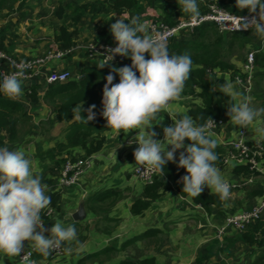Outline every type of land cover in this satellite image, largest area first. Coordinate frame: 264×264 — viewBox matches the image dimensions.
<instances>
[{"label":"crops","instance_id":"crops-1","mask_svg":"<svg viewBox=\"0 0 264 264\" xmlns=\"http://www.w3.org/2000/svg\"><path fill=\"white\" fill-rule=\"evenodd\" d=\"M20 0H0V31L3 37L4 52L17 60H27L34 57H40L45 55L49 51L64 49L61 44L55 41L59 29L61 27H67L68 31L76 30V35L73 37L72 44L66 48H70V53L61 60H54L47 63L40 68V76L33 80H22V93L21 95L13 99L19 103L22 110L19 114L14 116L19 120L18 130L20 131L21 125L24 119L32 123L30 131L26 135H20L15 143L7 142L5 147L9 149H19L24 152L32 162L33 174L39 175L41 183L44 186L45 194L54 191L53 184H47L52 174L57 171V164L51 159L45 156L39 157L41 153L45 151L54 152L55 145L57 143H64V135L66 128L76 121L77 119L71 118L65 122H54L52 125L50 121L54 119V113L52 108L43 100V96L47 90L48 84L44 77L51 71H68L72 75H77L84 67L99 65L100 62L96 57H90L87 54V46L91 43H107L115 44L114 38L111 35L109 25L114 23L117 19L121 18L127 22L133 16L137 17L138 23L143 24V32L141 35H148V21L160 20L165 18V12H171V20L176 22L178 17L182 14H186L180 10V6L177 0H171L168 3L167 0H151L150 4H144L146 9L149 8L147 14L150 17L148 20L142 21L141 13L136 14L131 10H121L120 12H112L107 16H99L94 21H91V14H86L77 25L71 26V12L65 10L61 18L57 16V10L59 9V0H29L21 8L18 6ZM81 0H63L64 4L70 5L72 8L80 5ZM83 1V0H82ZM78 2V3H77ZM199 5V12L204 10L202 0H197ZM225 7H222L226 11L233 14H248L247 10H238L235 6V0H220ZM234 11H233V10ZM156 18H153L155 17ZM158 16V17H157ZM168 25V24H167ZM206 35L199 39L202 43H212L220 41L219 54L221 61L226 65L235 68L236 72H232L225 68L209 69L214 76L218 79H223L226 83L232 85V89L238 95L233 99V103L244 99L242 91L233 84L232 75L240 72L243 60L246 52L254 51L255 53V71H254V95L252 97L251 108L256 110H264V41L252 34V30L247 34H235L219 33L216 28H209ZM213 31V32H212ZM215 32V33H214ZM246 40L243 41V37ZM178 39V36H175ZM146 58H147V54ZM0 67L5 70H10V66L5 62H0ZM201 65H191V69L199 68ZM36 88V100L33 101L29 97L32 88ZM187 88L183 87V90ZM102 90V89H99ZM194 91H198L194 87ZM100 92V91H99ZM102 91L100 95L102 96ZM3 97V96H0ZM200 103L198 98L181 92L179 97L170 100L167 106H163L160 112L157 114L158 122L153 120L148 126H151V131H154L157 135L163 134V127L171 125L177 118L184 115H188L189 103ZM264 111H258L256 118L247 124V130L250 138H254L255 135L261 134V130H264ZM59 127L61 129L59 130ZM149 129H146V131ZM139 129L133 130H121L118 133L116 130L104 129L98 133V136L104 138V144L101 151L93 155L92 163L89 168L91 171L90 176L86 181L79 184V192L63 191L61 192L60 211L56 214L57 217L51 218L50 224L60 221L67 226L69 223H74L76 227V237L74 240L69 241V248L71 252H65L55 260L59 264H95L97 258L102 255H107L108 252L99 253L97 255H91L98 253L105 247H107L106 239H113L119 241L121 238L129 241L130 248L135 251L129 255H124V259L130 258V261L154 259V264H195V258L207 251L209 243L216 238L214 228L215 226L210 223H215L216 219H223L224 214L234 210V205L240 208L242 202H244L250 196L257 195L263 190L261 186L256 188L248 187L240 191L236 190V196H241L233 200L232 208L224 210L223 204L220 208L211 205L207 210H204L199 204L193 202L190 196H181L176 191L170 190L161 194L160 198L150 200L149 207L141 215L134 216L130 213V206L136 199H142L143 189L145 184L139 183L134 179L127 170V166L135 161L133 151L138 145L133 141V138L137 135ZM46 135V136H45ZM221 135L225 137L224 141L228 137V133L217 130L216 134H211V139L216 141L217 145H220L223 140ZM28 141V142H27ZM27 142L25 146L23 143ZM185 142H188L185 139ZM74 154L82 155L83 151L80 149H74ZM64 156V155H63ZM62 156V157H63ZM56 158H59L57 156ZM175 161V160H174ZM224 180H230L242 175L240 165H236L234 162L228 164L225 167H217ZM237 169V170H236ZM132 186L133 189L139 190L140 194L134 198H128L123 192V196L120 197L112 206L109 203L106 206L107 213H93L86 209L84 200L87 196L93 195L97 192L113 189L116 192L128 188L125 186ZM239 192V194H238ZM202 193L210 194L215 193L204 187ZM233 197V196H232ZM167 203V204H166ZM67 204H70L67 206ZM84 208L85 216L80 221H74L72 219L73 213H75L79 207ZM104 217L118 219L119 221L114 225L104 220ZM264 220V214L262 216ZM194 223L197 227L195 231L200 228V234L202 236L201 241L194 245L192 248L184 250L182 253L174 254L167 249L166 258H161L152 251L153 241L155 238L163 237V241H168V245L176 246L175 240L167 238L171 234L176 233L180 228L189 236H195L193 230L186 229V226L190 223ZM218 224V223H217ZM173 227H179L173 230ZM213 228V229H210ZM105 229L111 230L109 234L104 232ZM228 235L234 234L232 230H228ZM44 235L47 237L49 233L46 231ZM80 236V237H79ZM113 237V238H112ZM200 237V235H199ZM81 238V239H80ZM78 243H75V242ZM208 242V243H207ZM219 245L221 240L218 239ZM27 244V242H26ZM200 247L197 251V248ZM177 247L172 250L176 251ZM139 250V252H138ZM167 250V251H166ZM248 252L247 245L243 243L236 244L231 250L230 255H216L212 258L202 262L201 264H218L223 260L225 264H243L248 263L251 259H255L259 254V250L253 252V258L245 257L244 254ZM198 253V254H197ZM38 254L37 259H46L41 254ZM36 254V256H37ZM120 254V253H118ZM195 254H197L195 256ZM121 255V254H120ZM49 258V257H48ZM114 258V257H113ZM158 258V259H157ZM160 258V259H159ZM183 258V259H181ZM0 259L4 261V264H17V257L0 256ZM181 259V260H180ZM105 261V260H104ZM102 263V261H101Z\"/></svg>","mask_w":264,"mask_h":264},{"label":"clouds","instance_id":"clouds-1","mask_svg":"<svg viewBox=\"0 0 264 264\" xmlns=\"http://www.w3.org/2000/svg\"><path fill=\"white\" fill-rule=\"evenodd\" d=\"M177 3L190 18L200 15L197 0H177ZM235 6L249 13V16L237 18V29H251L253 35L264 41V0H235ZM109 28L116 46L106 49L103 56L107 62H101L99 67L109 64L117 55L130 58L131 64L112 67L104 77L101 116L106 128L118 133L139 129L131 141L138 145L133 151L138 171L146 165L151 171L163 174L165 164L175 159L177 168H183L186 173L178 181L182 184V193L197 197L207 187L221 200L226 199L230 195V186L213 163L217 161L218 154L214 151L216 141L207 131L213 124L210 118L207 123L199 125L189 115L177 118L171 125L163 127L162 140L155 139L156 133L148 126L153 120L158 122L157 114L161 108L181 94L189 78L191 57L186 53L169 54L158 32L141 35L143 24L138 23L135 16L126 23L119 18ZM15 68L8 74L0 72V96L8 99H16L22 93L23 62ZM113 73L119 77L117 83H113ZM219 87L227 97L238 95L230 83ZM93 108L95 105L89 106L87 118L82 120L81 104L76 105L72 110L73 118L83 123L91 121L95 118ZM258 111L264 110L249 107L246 99L227 106L230 120L241 128L252 122ZM261 133L264 135V130ZM185 139L191 143L185 145ZM166 146L170 148L166 150ZM179 149L183 151L174 157ZM49 204L50 197L45 194L40 176L32 172L31 160L19 149L0 145V256H19L20 264H36L30 258L31 253L24 252V242L34 252L48 257L63 243L75 239L74 223L64 226L57 221L45 229L40 212ZM46 230L49 232L47 237L44 235ZM64 250L72 251L68 247ZM22 251L24 254L20 256ZM0 264H4L2 259Z\"/></svg>","mask_w":264,"mask_h":264},{"label":"trees","instance_id":"trees-1","mask_svg":"<svg viewBox=\"0 0 264 264\" xmlns=\"http://www.w3.org/2000/svg\"><path fill=\"white\" fill-rule=\"evenodd\" d=\"M25 1L26 0H21L19 6L22 7ZM145 1H148V4L151 3V0H89V2L87 1L86 3L75 6L74 8L61 1L56 14L59 18H61L64 11L70 9L71 26H75L86 14H91V21H94L99 16H107L112 12H120L121 10H131L132 12L139 14L145 8ZM219 5L220 7H225L222 3H220V0ZM165 13V18L162 22L168 24L169 26L174 25L180 18H182L181 16L183 15H180L176 22H174L171 20L172 13ZM213 27L215 28L212 23H205L196 27L192 33L182 30L176 35V37L178 36V39H175L174 37L166 44V46L169 54L186 53L191 57L193 65H201L199 68L190 69L189 78L184 84V87L187 89L182 91L185 94L198 98L200 101V103L192 102L188 104V115L193 117L194 122L198 125L204 124L209 118L221 119L226 122L225 129L228 136H230L231 132L234 130V126H232V121L227 115V106L230 103H233V99L231 96L227 97L222 94V90L219 87L220 85L225 84L226 81L216 78L212 71H209L208 68H225L232 72H236V70L234 67L226 65L221 61L219 54L220 41L212 43L199 42V39L206 35L207 30H210L209 28ZM248 32H246V34ZM1 34L2 31H0V50L4 52L3 37ZM75 35L76 30L69 32L67 27H61L55 37V41L61 44V47L66 48L72 44V40ZM245 40L246 37L244 36L243 41ZM256 62L257 61H255V63ZM130 64V58L125 57L122 63L114 66L105 65L104 67H99L100 64L88 66L79 71L78 74L83 75V78L80 80L69 78L64 82L48 84L43 100L51 106L52 112L55 116L54 119L50 121L51 125L56 121L62 123L69 120L73 114V108L80 104V116L82 120H86L88 108L91 105H95V108L92 109L95 113V118L91 121H87L86 123L79 120L71 123L65 130L64 143H57L55 145L54 152L45 151L44 153H41L39 157L45 156L46 158L54 161L55 164H57V170L61 166L65 157L76 156L87 158L92 157L101 151L104 144V138L94 133H98L107 128L106 122L101 116L102 96L99 92V86L105 83L104 77L107 76L112 67L118 68ZM69 73L71 74V72ZM238 74L239 73L237 72L236 75ZM113 75L114 80L119 79L115 73H113ZM233 77L234 75L231 77L232 82ZM194 87L198 89L197 92L194 91ZM35 90L36 88L33 87L29 96L33 101L36 100ZM242 93L244 94V92ZM21 110V105L13 99H8L4 96L0 97V145L5 146L7 142L15 143L18 139H20V131L17 128L19 120L15 119L14 116L19 114ZM23 122H28V120L24 119ZM74 149H80L83 151V154H74ZM214 151L218 154V159L213 163L216 166H221V155L223 154L224 149L220 145L216 144ZM57 156H59V158H56ZM240 167L242 168L239 172H241L242 175H238L236 178L243 179L249 177L250 171L248 170V167L246 165H240ZM56 172L54 175L52 174V177L48 181H46L47 184H53L52 181L54 182V191L48 193V196L50 197L49 207L54 214H57L60 211V202L62 200L61 192L56 186ZM185 174L186 173L183 168H177L175 161L166 163L163 169V174L159 173V176L155 177L152 183L147 184L144 187V199H136L132 202L129 208L130 213L134 216L143 214V212L149 207L150 200L158 199L162 193L164 194L170 190L176 191L183 197L187 196V194L182 193V184L178 183L180 177ZM233 180L230 182H233ZM259 194L261 193H258L257 195ZM118 199L119 192H116L113 189H106L87 196L84 200V205L87 210L93 213H107V208L103 206L107 203L112 206L116 201H118ZM192 200L194 203L199 204L207 211L211 205L220 208L224 203V200H221L216 193L206 194L201 192L197 197H192ZM42 219L45 229L50 228L51 217H43ZM104 220L114 223V225H116L119 221L118 219L109 217H104ZM229 230H232L234 234L228 235L226 232L220 239V245L218 239L211 241L207 247V251L195 258V264H201L202 262L219 254L225 256L230 255L233 247L239 243H243L248 247V252L244 254L245 257L253 258V252L255 250L260 251V254L255 259H251L248 263L243 264H264V220H262V218L249 225L244 232H238L233 228H229ZM46 232L49 233L47 230ZM104 232L109 234L111 230L105 229ZM125 244L126 243H124L123 246H126ZM112 247L113 246H107L98 253L91 255L94 256L101 252H109L113 250ZM36 254L37 253L35 252V257L38 258V254L37 256ZM120 264H154V261L151 259H144L137 263L124 261ZM218 264H225V262L221 260Z\"/></svg>","mask_w":264,"mask_h":264},{"label":"built area","instance_id":"built-area-1","mask_svg":"<svg viewBox=\"0 0 264 264\" xmlns=\"http://www.w3.org/2000/svg\"><path fill=\"white\" fill-rule=\"evenodd\" d=\"M204 5V10L200 12L198 17L190 18L189 14L180 18L174 25L169 26L160 20H151L148 24V35L152 33H160L162 38L167 44L171 39H173L180 31H185L192 33L193 30L205 23H212L219 33H246L249 30L237 29L239 25V16H249L248 14H233L225 9L221 8L219 5V0H202ZM228 13L230 15H228ZM251 15H255L252 13ZM116 45H107L103 43H91L87 46V54L90 57L98 58L99 62H107L104 60L103 54L106 49L115 47ZM257 51H249L245 57L244 63L241 67L240 74L235 75L233 78V84L237 86L245 94V99L248 102L251 96L252 88V73L254 69L255 53ZM70 53V48H64L61 50L49 51L45 55L40 57H34L27 60H17L0 50V62H5L10 66V70H5L0 67V72L8 74L15 71V66L23 62L24 64V76L23 80L31 81L36 77L40 76V68L50 63L54 60H61ZM125 57L115 56L109 64L106 66H114L123 62ZM70 78V73L67 71H51L45 77L47 84L64 82ZM77 80L83 78L82 74H78L75 77ZM213 124L209 125L207 131L211 134L218 128L226 126V122L221 119H211ZM208 120L205 122L207 123ZM204 123V124H205ZM234 130L231 132L228 140L225 142L227 147H224V152L221 155L222 166L226 164L235 163L236 165H246L250 171V176L245 179L246 181H251V176L254 173H261L263 156H264V146L259 141H253L250 138L247 130V126L241 128L232 122ZM92 163L91 157H65L59 169L56 172V186L59 190L70 188L76 185L79 181L80 176L84 171L90 168ZM134 162L132 168V177L139 182L147 185L152 183L153 179L158 175L157 172H153L147 168V166H141V171H138V165ZM230 186V192L242 186V184L237 182L226 181ZM243 183V182H241ZM231 195V194H230ZM264 209V201H262L258 206L250 207L249 209H241L238 212L227 216L221 227L216 229L217 239H221L224 236V231L226 227L235 229L238 232H244L246 228L261 218V213ZM52 213L50 207L46 206L41 209V219L43 217H48ZM43 221V219H42ZM64 246L62 244L61 248L54 250L46 259H37L35 257V252L30 246H25L24 252L31 253L30 258L36 261V264H59L55 260L64 253ZM23 251L19 254L22 256ZM17 264H20L19 256L17 257Z\"/></svg>","mask_w":264,"mask_h":264},{"label":"rangeland","instance_id":"rangeland-1","mask_svg":"<svg viewBox=\"0 0 264 264\" xmlns=\"http://www.w3.org/2000/svg\"><path fill=\"white\" fill-rule=\"evenodd\" d=\"M21 1V0H20ZM20 1H19V3H20ZM29 0H26L25 1V3L24 4H26L27 2H28ZM44 2H47V1H45V0H43ZM56 1H58V0H56ZM61 1H63V0H59V3L61 2ZM89 2V0H81V1H78V2H82V3H80V5L81 4H84V3H86V2ZM159 1V0H158ZM77 2V3H78ZM167 2L168 3H171V0H167ZM19 3H18V6H19ZM145 4H147L148 3V1H145L144 2ZM159 3L160 4H162V2L161 1H159ZM77 5H79V4H77ZM162 6H163V4H162ZM20 7V6H19ZM21 8V7H20ZM70 10V9H69ZM149 10V8L148 9H146V8H144L143 9V11L141 12V17H142V21H144V20H148L150 17H152V16H149L148 14H147V11ZM149 13H151V10H149ZM184 16V14L181 16V17H183ZM158 17V16H157ZM153 18H156V16L155 17H153ZM152 20V19H151ZM147 23H149V21L147 22ZM231 35H235V33H230ZM99 43V42H98ZM103 44H107V43H103ZM107 45H116V43L115 44H107ZM249 52V51H248ZM248 52H246V55H247V53ZM246 55H245V57H246ZM244 60H245V58H244ZM244 60H243V63H244ZM53 62V61H52ZM243 63H242V65H243ZM254 71H255V62H254V69H253V73H252V88H251V96L250 97H248V99H250L247 103H248V105H249V107H251V105H252V97H253V95H254V86H253V79H254ZM237 74V73H236ZM77 75H71L70 74V79H76L75 77H76ZM119 81V79H116V80H113V83H117ZM103 85L104 84H101L100 86H99V89H102L103 88ZM100 92L102 91V90H99ZM102 94V93H101ZM31 125H32V123L29 121V122H26V123H23L22 125H21V128H20V134L21 135H26L29 131H30V127H31ZM247 126V125H246ZM264 126V125H263ZM61 129V127H59V130ZM217 130H219V131H224V132H226V129H225V127H222V128H218V129H216L213 133H215L216 134V132H217ZM212 133V134H213ZM46 136V135H45ZM155 139H158V140H162L163 139V134L162 135H157L156 134V136L154 137ZM228 138H229V136L227 137V139L225 140V142L228 140ZM221 139L223 140V142H221V144H220V146L221 147H223V149H225L224 147H227L226 145H225V142H224V139H225V137L223 136V135H221ZM253 139V141H259V142H261V143H263V145H264V135H262V133L261 134H258V135H255V137L254 138H252ZM28 142V141H27ZM27 142H25V143H23L22 144V146H25L26 144H27ZM188 142H190V141H188ZM184 144L185 145H188L189 143H187V142H185L184 141ZM167 148H170V146H166V150H167ZM180 151H183V149H179V150H177V152L174 154V157H176V156H178L179 155V152ZM31 159V158H30ZM175 160V159H174ZM32 162V161H31ZM133 164H134V162H133ZM133 164L132 163H130L128 166H127V170L129 171V176H130V174H131V172H132V168H133ZM225 166H228L227 164L225 165ZM225 166H222L221 165V167H225ZM262 169H261V173H254L252 176H251V181H246V180H244V179H247V178H236V179H230V180H225V181H231V180H233L234 182H237V183H240V184H242V186H240V187H238L237 189H235V190H232L231 192H230V194L231 195H229L226 199H224V203H223V206H224V210H226V209H230V208H232V205H233V200H235V199H237V198H239V197H241V196H236V198H235V195H236V190L237 191H240V190H242V189H246V188H250V187H253V188H256V186L258 185V186H261L260 188H262L261 190H263L262 192H261V194H259V195H254V196H250L247 200H246V198H245V200H244V202H242V204H241V206H240V208L239 207H237V205H234V210L233 211H229V212H227V213H225L224 214V217H223V219H219V218H217L216 219V221H215V223H213L212 221H210V223L212 224V225H214L215 224V226L216 225H218V226H216L215 228H214V231H215V236H216V238H217V234H216V229L217 228H219V227H221L222 225H223V223H224V220H225V218L227 217V216H229V215H231V214H234V213H236V212H238L239 210H241V209H249L250 207H254V206H258L262 201H264V159H263V163H262ZM31 167H32V170L34 169L33 168V166H32V163H31ZM216 167H219V166H216ZM90 173H91V171L89 170V168L88 169H86L85 171H84V173L80 176V178H79V181H78V183L76 184V185H74V186H72V187H70V188H65V189H61V190H65V191H67V192H71V191H75L76 193L77 192H79V184H81V182H83V181H86V179L90 176ZM132 176V175H131ZM159 176V173H158V175L156 176V177H158ZM248 180V179H247ZM138 181V180H137ZM139 182V181H138ZM241 182H243V183H241ZM141 182H139V183H137L138 185H141L140 184ZM146 186V185H145ZM128 188V190L127 189H122L121 190V192H120V197L121 196H123V193L124 194H126V196L128 197V198H134L135 196H137V195H139L140 194V192H139V190H137V189H133L132 190V186H125V188ZM123 192V193H122ZM143 193V192H142ZM163 194V193H162ZM238 194H239V192H238ZM161 196V195H160ZM233 196V197H232ZM160 198V197H159ZM142 199H144V197H142ZM153 200V199H152ZM62 202V201H61ZM167 204V203H166ZM70 204H67V206H69ZM106 206V205H105ZM263 214H264V209H263V211H262V213H261V218H262V216H263ZM50 217L51 218H54V217H57V215H56V213L54 214V213H51V215H50ZM218 223V224H217ZM118 224V223H117ZM116 224V225H117ZM196 225L192 222V223H190L189 225H187L186 226V229H188V230H190V231H192L193 230V234L195 235V236H192V233H191V236H190V240H188L187 238L189 237V236H187L186 235V233L188 232V231H184L183 230V228H180L176 233H174V234H171V236H168L167 238H170V239H172V240H175V242H176V246H172V245H168V241H163V237H160V238H155L154 240L155 241H153V247L155 248V249H153V250H149V251H152V253H155V254H159L158 256H160L161 258H166L167 257V254H165V253H167L168 251L167 250H169V253L170 252H174V254H179V253H182L184 250H186V249H189V248H192L194 245H196V244H198L200 241H201V238H202V236H201V234H200V230L202 229V228H200L198 231H195L196 230ZM177 228H179V227H173V230L174 229H177ZM229 228L230 227H226V229H225V231H224V233H226V232H228V230H229ZM210 229H213V228H211L210 227ZM199 235H200V237H199ZM80 237V236H79ZM223 237V236H222ZM113 238V237H112ZM81 239V238H80ZM114 239V238H113ZM113 239H106V243L108 244L107 246H113L112 247V249L113 250H111V251H109L108 253H107V255H102V256H99L98 258H97V261H100V262H97V263H95V264H120L121 262H124V261H126V262H129V263H137V262H139V261H141V260H136V261H130V258H129V256H128V259H124V260H122L123 258H124V255H129L131 252L132 253H134V255H136V253H135V251L134 250H132L129 246H130V244L128 243V241H126V239H124V238H121L119 241H115V240H113ZM73 242H75V241H73ZM75 243H78V242H75ZM124 243H126L125 245L126 246H123V244ZM208 243V242H207ZM24 244H25V246H26V242H24ZM69 245L70 244H68V242H65V243H63V246H64V248L65 247H68L69 248ZM174 247H177L176 248V251H173L172 249L174 248ZM200 247H198L197 248V251H198V249H199ZM164 249H167L166 251L167 252H164L163 250ZM193 249V248H192ZM138 252H139V250H138ZM118 253H120V254H118ZM198 254V253H197ZM197 254H195V256L197 255ZM114 257V258H113ZM151 260H153L154 261V259L153 258H150ZM158 259V258H157ZM160 259V258H159ZM181 259H183V258H181ZM180 259V260H181ZM42 260V259H41ZM105 260V261H104ZM101 261H102V263H101ZM163 264V263H162Z\"/></svg>","mask_w":264,"mask_h":264},{"label":"water","instance_id":"water-1","mask_svg":"<svg viewBox=\"0 0 264 264\" xmlns=\"http://www.w3.org/2000/svg\"><path fill=\"white\" fill-rule=\"evenodd\" d=\"M84 216H85L84 208L80 206L79 209L75 213H73L72 219L74 221H80L84 218Z\"/></svg>","mask_w":264,"mask_h":264}]
</instances>
